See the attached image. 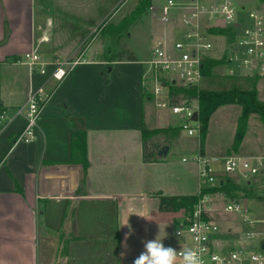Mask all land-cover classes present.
<instances>
[{
    "label": "crops",
    "instance_id": "1",
    "mask_svg": "<svg viewBox=\"0 0 264 264\" xmlns=\"http://www.w3.org/2000/svg\"><path fill=\"white\" fill-rule=\"evenodd\" d=\"M156 1L151 7L157 9L165 2ZM47 2L0 0V113L4 114L0 124V264H68L79 246L112 244L116 240L117 264H133L144 244L131 242L135 234L132 216H139L145 225L147 217L160 220L170 216L176 225L172 233L167 228L155 230V237L146 236L144 241L157 237L165 247L174 246L178 243L175 233L188 214L182 217L161 213L157 194L193 196L206 186L201 182L199 166L191 161L200 155L199 142L195 146L189 140L181 143L176 140L181 153L171 157L172 146L166 156L159 157L162 146L155 149L154 145L150 153H157L158 159L144 160L143 127L150 131L153 126L166 128L171 133L170 128H181L172 122V114L159 108L155 97L148 94L153 83L144 62L151 59L159 40L173 43L178 38V29L183 27L178 21L164 25L152 12L159 22L158 30L154 23V32L159 31V36L149 56L136 55V61L112 54L103 56L105 46L88 56V47L75 60L80 62L67 77L58 81L53 72L59 50L56 47L48 53L41 50L51 36L44 28L52 24V3L47 6ZM246 7L238 8L243 12ZM249 11L264 12V4ZM221 40H218L220 51L225 44ZM34 50L47 65L45 72L25 61L24 56ZM71 54L72 51L66 57ZM37 92L48 99L36 138L31 143L14 144L27 123L24 107ZM196 109L198 112V103ZM76 134L86 136L89 162L86 188L81 193L83 166L78 156H74ZM241 150L246 154L241 157L261 158L244 153L243 146ZM205 156L210 157L207 145ZM222 176L218 171L221 180ZM246 187L256 192L255 188ZM232 201L248 208L243 198H230L227 204ZM223 213L233 215L238 222L228 223V227L218 223L221 229L218 239L227 245L237 244L249 227L239 215ZM95 221L98 223L94 225ZM129 226L131 234L126 250L124 242ZM111 230L116 239H106ZM122 252L126 253L124 257Z\"/></svg>",
    "mask_w": 264,
    "mask_h": 264
},
{
    "label": "built area",
    "instance_id": "2",
    "mask_svg": "<svg viewBox=\"0 0 264 264\" xmlns=\"http://www.w3.org/2000/svg\"><path fill=\"white\" fill-rule=\"evenodd\" d=\"M150 11L155 12V16L164 25H173L178 21L183 28L178 29V38L173 43L165 39L159 40L151 59L144 62L153 83L148 94L155 97L156 105L162 110L175 116H183L184 123L181 128L188 136L199 135V120H194L197 109L190 101L173 104L177 95L176 89L198 88L203 83L206 77L204 62L214 48L210 38L219 36L231 40L223 45L222 50L225 65L234 66V69L225 73L228 77L246 75L264 80V12L244 11L243 14L234 0H166L158 9L151 7ZM243 16L248 23H245ZM211 29L229 30L232 36L214 35L210 33ZM24 59L32 67H38L45 72L47 65L42 63L37 50L27 53ZM79 62L80 60L55 61L54 78L58 81L64 80L71 68ZM47 99L42 92L29 97L24 107L27 123L15 144L31 143L35 140L38 122ZM3 119L4 114L0 113V124ZM183 161L187 162L186 159ZM191 161L199 166L201 182L206 186H221L229 178L264 191V157L245 158L232 155L209 158L198 155ZM217 165L221 169H216ZM218 171L223 173L222 180L218 177ZM204 202H200L193 214L187 215L175 233L178 243L171 247L178 252L177 264L182 260L179 252L187 248L204 249V264H264V230L256 228L257 225L264 224V220L251 217L244 205L237 201L227 204L224 211L239 215L250 228L237 244L227 245L218 239L221 234L219 224L203 217L208 215L207 210L202 208Z\"/></svg>",
    "mask_w": 264,
    "mask_h": 264
},
{
    "label": "rangeland",
    "instance_id": "3",
    "mask_svg": "<svg viewBox=\"0 0 264 264\" xmlns=\"http://www.w3.org/2000/svg\"><path fill=\"white\" fill-rule=\"evenodd\" d=\"M47 1V6L52 3V13L50 17L52 24L51 27L47 25L44 28L47 34L49 31V35L51 34V36L49 37V42L44 44L41 50L48 53L50 49L56 47V49L59 50L58 52H60H57V58H59L60 61H75L88 47L90 48L88 56H90L103 46H105L103 56L112 54L115 55V57L129 58L137 55L140 58H146L153 49L155 39L159 36V31L154 32V23H156V30H158L159 22L157 19L153 18L152 11H150L151 6H154L155 2H157L156 0H151L150 8H144L136 21L120 35V24L124 22L125 19L132 16L144 0ZM234 2L238 3V7H241V5L248 6L245 12H248L251 7L255 8L256 6L264 4V0H234ZM156 9L155 7V10ZM245 12L243 11V14ZM223 38L222 40L216 37L211 38L214 48L209 52L210 58L208 57V59L216 61L224 59V57L220 55L222 54V49L221 51L219 50L220 46L218 45V40H221V42L224 40L226 45L230 43L231 40L225 36ZM71 51L72 54L66 57ZM145 68L147 69L146 65ZM230 69H234V66H226L225 63L215 65L212 70V76H206L204 82L197 89L224 91L237 87V89L240 90L255 91L258 94L259 102L264 105V80L254 79L246 75L228 77L225 73ZM242 72L244 71H238V73ZM174 101H176L177 104H185L188 102L186 97L180 93H177ZM193 106L196 108L197 103H194ZM241 113L242 108L240 106H225L220 108L211 117L206 139L208 153H210L209 158L246 155L242 153V146L246 149L244 153L264 157V119L260 114H252L250 116L248 131L244 138L243 145H241L237 151L231 149L232 143L234 142L235 124ZM171 120L176 123L175 126L184 123L183 116L181 115H172ZM165 130L166 128L155 129L153 126L152 131L154 134L147 141L149 146L148 151H150L154 145L155 149L164 145H169L170 149L172 146V151L170 152L171 157L181 153V151H178L181 148L178 149L175 145L176 140L180 141V143L189 140L192 141L195 146H197L200 140V134L190 137L182 128H170L173 134ZM215 167L216 169H221L220 165ZM232 180L236 181L235 184H237L239 188L245 190L242 193L234 191L232 194L237 198H243L247 202L248 208L245 207L248 209V213L253 215L254 218L264 220V191L255 188L256 192L254 193L252 189L247 188L245 184L237 179ZM215 187L220 186H218V184L214 186H205L202 191ZM228 199L230 198L225 194H211L203 198L205 202L202 204V208L209 211V217L217 223H221L224 227H228V223L238 222V219L232 217L233 215H225L223 213ZM132 217L133 232L136 234H134L131 241L134 242L133 244H136L138 241H144L146 236L155 237V230L167 228L166 230L172 233L176 228L170 216L160 220L147 217L146 225L140 221L139 216L133 215ZM97 223L98 221H95L94 225ZM256 228L257 230H264V224L257 225ZM112 232L113 230L110 231L111 236L106 239H111L112 237L116 239V233ZM117 248V240L112 244L105 242L103 245L92 243V246L89 245V247H87V245L79 246L71 262L68 264H117L115 259ZM63 253L65 254V251Z\"/></svg>",
    "mask_w": 264,
    "mask_h": 264
},
{
    "label": "trees",
    "instance_id": "4",
    "mask_svg": "<svg viewBox=\"0 0 264 264\" xmlns=\"http://www.w3.org/2000/svg\"><path fill=\"white\" fill-rule=\"evenodd\" d=\"M151 0H144L143 3L136 9L135 13L129 18L125 19L119 26V35L126 31L133 22L136 21L137 17L144 8H150ZM211 34L214 35H229L232 36L229 30L223 29H211ZM130 61H136L135 57H129ZM225 60L216 61L213 59H206L204 62V75L207 77L212 76V70L215 65L224 64ZM174 91V89H172ZM177 93L182 94L186 97L188 101L196 100L198 103V113H199V126H200V141L199 154L205 156V145L208 135V129L210 125L211 117L222 107L237 105L242 108V113L238 118L237 130L234 137V142L232 145V150L237 151L242 145L244 138L247 135L249 119L252 114H260L264 119V105L261 104L258 100V94L255 91L240 90L237 87L233 89L224 90V91H215V90H199L197 88H178L176 89ZM176 101H173V104H176ZM143 138H144V160L145 162H151L156 160L157 153L151 154L148 151L147 141L150 137L153 136L154 132L142 128ZM15 144V141H14ZM73 149L74 156H78L80 162L83 166V177L80 187V193L83 192L86 188V178L88 175L89 162L87 157V141L86 136L83 134L73 135ZM237 191L242 193L245 191L235 184L232 179L226 181L225 184L220 187L209 188L201 191L199 195L193 196H164L161 193H158L159 198V211L161 213H174L181 214L182 217L187 214H193L196 207L200 204L203 198L211 194H225L231 199H235V195L232 192ZM204 218H209L208 215H204Z\"/></svg>",
    "mask_w": 264,
    "mask_h": 264
},
{
    "label": "clouds",
    "instance_id": "5",
    "mask_svg": "<svg viewBox=\"0 0 264 264\" xmlns=\"http://www.w3.org/2000/svg\"><path fill=\"white\" fill-rule=\"evenodd\" d=\"M129 234L125 236L124 247L127 250L128 235L131 234V227ZM162 239L157 237L154 240L142 241L144 250L134 259L133 264H177L178 252L172 247H165ZM204 249H183L179 252L182 257L180 264H204L202 253ZM126 255L125 252L121 253V257Z\"/></svg>",
    "mask_w": 264,
    "mask_h": 264
},
{
    "label": "water",
    "instance_id": "6",
    "mask_svg": "<svg viewBox=\"0 0 264 264\" xmlns=\"http://www.w3.org/2000/svg\"><path fill=\"white\" fill-rule=\"evenodd\" d=\"M198 117H199V113L196 112L195 115H194V120L195 122H198ZM170 151V146L169 145H164L160 148V150L158 151V156L159 157H164L166 156Z\"/></svg>",
    "mask_w": 264,
    "mask_h": 264
}]
</instances>
